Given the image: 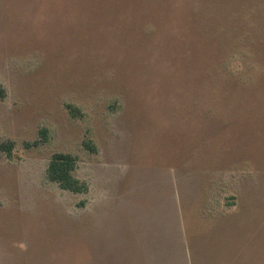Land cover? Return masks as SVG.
I'll return each instance as SVG.
<instances>
[{
    "label": "rangeland",
    "instance_id": "1",
    "mask_svg": "<svg viewBox=\"0 0 264 264\" xmlns=\"http://www.w3.org/2000/svg\"><path fill=\"white\" fill-rule=\"evenodd\" d=\"M0 84V264H125L163 192L194 260L264 264V0H0Z\"/></svg>",
    "mask_w": 264,
    "mask_h": 264
},
{
    "label": "crops",
    "instance_id": "2",
    "mask_svg": "<svg viewBox=\"0 0 264 264\" xmlns=\"http://www.w3.org/2000/svg\"><path fill=\"white\" fill-rule=\"evenodd\" d=\"M162 195L161 202L164 206L158 216L163 220V224L155 220L147 225L141 224V228L133 234L132 239L140 246L139 254L133 257L132 250L133 255L126 257L125 264H205L201 260L198 262L194 260L188 249L178 202L171 200L177 211L171 210L170 202L166 199L169 193H161L160 198ZM109 263L115 264L114 260H110Z\"/></svg>",
    "mask_w": 264,
    "mask_h": 264
},
{
    "label": "trees",
    "instance_id": "3",
    "mask_svg": "<svg viewBox=\"0 0 264 264\" xmlns=\"http://www.w3.org/2000/svg\"><path fill=\"white\" fill-rule=\"evenodd\" d=\"M7 90L0 84V100L5 98ZM71 108V106H69ZM2 149L8 154L12 151V144H4ZM77 159L69 153L53 154L47 169V178L65 191L74 194L87 193L89 186L76 176Z\"/></svg>",
    "mask_w": 264,
    "mask_h": 264
}]
</instances>
